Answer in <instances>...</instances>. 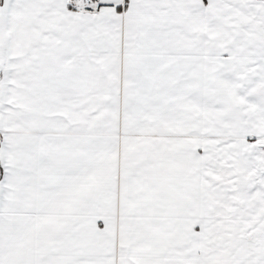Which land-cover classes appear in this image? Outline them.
<instances>
[{"label":"snow or ice","instance_id":"snow-or-ice-1","mask_svg":"<svg viewBox=\"0 0 264 264\" xmlns=\"http://www.w3.org/2000/svg\"><path fill=\"white\" fill-rule=\"evenodd\" d=\"M0 264H264V0H0Z\"/></svg>","mask_w":264,"mask_h":264}]
</instances>
